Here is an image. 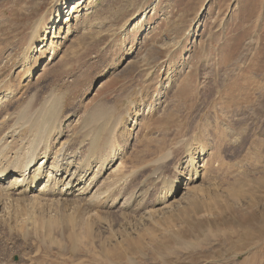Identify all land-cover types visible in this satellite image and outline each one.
Returning <instances> with one entry per match:
<instances>
[{"label":"rangeland","instance_id":"obj_1","mask_svg":"<svg viewBox=\"0 0 264 264\" xmlns=\"http://www.w3.org/2000/svg\"><path fill=\"white\" fill-rule=\"evenodd\" d=\"M75 1L0 0V170L63 95L67 156L124 177L130 206L0 190V264H264V0H82L65 37Z\"/></svg>","mask_w":264,"mask_h":264},{"label":"bare ground","instance_id":"obj_2","mask_svg":"<svg viewBox=\"0 0 264 264\" xmlns=\"http://www.w3.org/2000/svg\"><path fill=\"white\" fill-rule=\"evenodd\" d=\"M81 3H82V0H77L73 4L69 5L68 8L65 7V9L67 11L65 13L66 15L63 19V24L66 26V28L64 27L66 30V32L64 33L65 37L68 34V32H70L72 30V29H69L71 27L70 22L72 20L74 21L73 25H75L78 28L80 27L79 29H81V30L84 29L86 26L84 24V18H86V17H84V15L86 16V15L90 14L92 11L90 13L87 11L88 13L85 12L84 15H80L78 12H79V6ZM95 19H98V18H95ZM60 21H61V19H60ZM60 21H59V17H57V19L54 22H52V24H51V29L53 28L52 30L55 31V33H56L55 36H57V37L60 34V28L61 27H59V25H58ZM91 23L93 24V22H91ZM99 24H100V22H99ZM73 28H74V26H73ZM53 34H54V32H53ZM53 38H55V37L52 36V39ZM52 42H53L52 45L50 44L51 43L50 40L48 42V45H49L51 50L54 49L53 48L54 41L52 40ZM52 52H54V50H52ZM178 97H179V95H178ZM99 102H100V100H99ZM64 104L65 103H64V96L63 95L62 96H56V97L51 96L50 98L48 96L44 100L42 106L35 108V110L30 112L31 115H29L26 119H24L23 121L20 122V127L24 128V132L27 131V133H29L28 137H26L24 140H21V141H23L22 142V148L28 149V152L26 151L27 152L26 153L27 159L25 162H16V163H12V162L9 163L8 162L7 164L5 163V166H3V169L0 170V185L2 184L0 190H3L6 195H11V196H15V197L17 195L18 196L22 195L21 197H23V195H24V196L30 197V198L36 197V199H38L37 197H39L41 199V202L44 201V202L49 203V201H50V202L70 203L72 205L76 204L80 208H82V210H84L85 214H88V215H89V212L93 213V210H91V207L96 206V204L98 206H100V208H105L106 210H109V211L127 209L130 206L129 199L132 195L131 196L121 195V197H122V199H121L120 194L118 192L119 186H120L121 182L123 181L124 177H120V178L118 177L116 180H113V181H112V179H107L106 181H102V180H100V177L102 174H100L99 165L98 166L95 165V169H92V168L88 169L89 167L79 166L81 164L84 166L83 163H80L81 159L78 161L76 158V160L74 162L75 156H73L71 154L70 156L72 159H70V157L67 156V144L66 143H68L67 142L68 139L65 140L63 138L65 136L64 132L66 131V129H65V131L62 129V128H65L62 126L64 124L58 125V124L54 123V120H55L58 112L61 113L62 110L64 109L63 108ZM98 107L100 108V106H98ZM96 108H97V106H96ZM100 115H102V113L100 111H96V113L93 114V116H100ZM163 115H164V113H163ZM181 115H183V114H181ZM93 120H94V118H93ZM55 121H57V120H55ZM192 125H194V124H192ZM167 127H169V126H167ZM7 136H9V135H7ZM49 136H51L53 138V140H55V142H56L55 145H53L51 147H49L45 141V139H47V137H49ZM19 138H21V137H19ZM189 139L187 141H189ZM28 147H30L31 150H29L30 148H28ZM186 149H189V148H186ZM190 150H191V148H190ZM49 155H51L54 159L49 163L48 170H46V168L44 169V166L46 163L48 164V157H50ZM38 156H41L42 158L36 159ZM114 160L115 159L113 158L112 161H114ZM73 163L76 166H75L74 170L71 171V167H73V165H74ZM86 163H89V162H86ZM205 163H206V161H205ZM111 164H113V163H111ZM111 164L108 163L109 166ZM203 165L204 164H202L200 166H203ZM89 166H91V164ZM115 168H112L111 172L116 173L117 170H114ZM189 172H190V170H189ZM11 175L14 177H11ZM113 175H114V173H113ZM183 175L184 174L181 172V174H179V176H175L174 180H172V183H170L171 185L173 184V186L175 187L173 189L174 192H175V189L180 186V183L182 182ZM196 175L197 174H194V176L191 178L184 177V179H186V181L184 182L185 186L183 187V189L185 191L186 190L189 191L190 189H193L191 187L192 186L191 182L193 180H195ZM105 177H107V176H105ZM196 187L199 189V186L196 185ZM196 187L193 190H196ZM120 188H121V186H120ZM190 191H192V190H190ZM18 196H17V198H18ZM19 198H20V196H19ZM32 198H31V200L35 199V198H33V199ZM156 210H155V212H156ZM97 211L98 210H96V212ZM49 227H51V226H49Z\"/></svg>","mask_w":264,"mask_h":264}]
</instances>
